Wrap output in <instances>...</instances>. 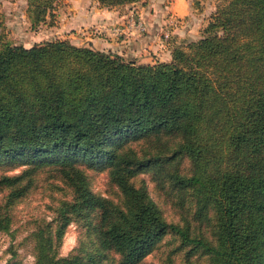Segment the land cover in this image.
Wrapping results in <instances>:
<instances>
[{
	"label": "trees",
	"instance_id": "trees-1",
	"mask_svg": "<svg viewBox=\"0 0 264 264\" xmlns=\"http://www.w3.org/2000/svg\"><path fill=\"white\" fill-rule=\"evenodd\" d=\"M27 1L42 22L56 0ZM124 139L144 141L142 154ZM5 161L34 164L0 176L8 205L50 166L75 194L58 207L55 231L34 233L35 264H109L107 250L119 255L113 264H140L169 235L186 249L184 264H198L196 255L205 264H264V0H223L198 40L155 64L64 39L1 42ZM77 161L108 166L121 203L94 193ZM140 174L172 198L182 224L134 184ZM96 208V248L59 256L68 225ZM11 222L0 210V232Z\"/></svg>",
	"mask_w": 264,
	"mask_h": 264
},
{
	"label": "rangeland",
	"instance_id": "rangeland-1",
	"mask_svg": "<svg viewBox=\"0 0 264 264\" xmlns=\"http://www.w3.org/2000/svg\"><path fill=\"white\" fill-rule=\"evenodd\" d=\"M155 1L157 4L161 3L164 8L166 5H170L172 0H141L139 1L141 12L144 11L142 4L145 6V10L147 9L149 12L150 6L154 7ZM222 2L223 0H188L189 10L192 7L193 11L191 10L192 15L186 18L167 12L165 16L168 21L165 22L160 37L162 36V45L171 44V58L168 61L172 59L175 48L186 49L188 43L201 37L202 30L210 21V16L216 10L217 5ZM129 5L132 4L120 5L116 8L111 7V10H120V13L125 14L129 12ZM100 8L106 10L110 7H101L95 0H56L52 12L47 18L42 22H35V15L27 0H0V43L31 47L39 43L64 39L78 46L100 50V43L104 42L106 38V30H102L96 22L97 13H99L97 10ZM94 10L95 12H93ZM133 15L143 20L141 14L133 12L124 18L126 21L124 24L117 22V24L109 27V37L114 38L116 36L117 40L121 41L127 38V34L132 35L127 32H119L118 29L127 25ZM91 16L93 21L90 20ZM148 32L149 28L138 33L146 34ZM147 56L150 57L147 60L150 62L149 64L166 62L165 59L158 58L157 53L150 54L148 50ZM123 57L127 60L138 59L131 55ZM122 144L125 147L136 149L140 154L145 149L144 141L138 139H124ZM76 165L88 177L90 189L94 193L116 203H121L122 195L110 181L108 166L96 165L91 167L85 161H77ZM184 165L188 167V161ZM30 166H34V164L8 163L5 161L0 164V176L3 174H21ZM28 179L27 176L23 183H26ZM133 182L136 186L144 185L147 187L149 195L161 207L168 221L183 223L181 214L172 202V198L158 187L150 174H140ZM9 193V189H0V210L5 214L8 213L12 219L10 232H0V264H35L34 233L42 228L46 231H55L58 225V207L64 201L72 202L74 200L73 188L67 184L62 174L55 167L50 166L33 173L32 183L26 195L15 200L11 205L7 204ZM100 212V209H91L85 214V217L74 219L68 225L61 244L57 248L59 256L83 254L87 250L96 248L97 240L94 226L99 223ZM185 252L186 249L180 247V241L169 235L140 264H184ZM106 254L109 257L107 260L109 264L117 262L119 258L117 253L107 250ZM193 259H196L198 264L206 263L204 256L196 255Z\"/></svg>",
	"mask_w": 264,
	"mask_h": 264
},
{
	"label": "crops",
	"instance_id": "crops-1",
	"mask_svg": "<svg viewBox=\"0 0 264 264\" xmlns=\"http://www.w3.org/2000/svg\"><path fill=\"white\" fill-rule=\"evenodd\" d=\"M155 2L156 3L154 4V7L150 6L149 12L147 11V9L145 10V6H143V4L141 6L144 11L141 12L139 8V2L129 5V12L125 14L120 13V10H111L112 8H107L106 10H102L101 8L98 9L97 12L99 13H97L98 19H96V22H98V25H100V28H102V30H106V38L104 39V42L100 43L101 45L99 49L104 51L116 52L122 56L131 55L135 58H138L134 59L138 63H150L149 61H147L148 59H150V57L147 56L148 50V53H157L159 56L158 58L168 61L171 58V44L167 46H165L164 44L162 45V36L160 37V35L162 34L163 26L165 22L168 21L165 15L167 14V12H172L173 14H176L180 17L183 16L182 18H186L187 16L192 15L193 10L192 7L189 10L188 0H172L170 2V5H166L164 8L162 7L161 3L157 4V1ZM93 12H95V10ZM133 12H135L136 14H141V16L143 17V21L145 22L147 28H149V32L146 34H140L138 33V31L129 32L132 35L127 34V38L121 41L117 40L116 36L114 38H110L109 27L111 25L117 24V22H123L122 24H124L126 22L124 18L130 16ZM90 20H94L92 19V16Z\"/></svg>",
	"mask_w": 264,
	"mask_h": 264
},
{
	"label": "built area",
	"instance_id": "built-area-1",
	"mask_svg": "<svg viewBox=\"0 0 264 264\" xmlns=\"http://www.w3.org/2000/svg\"><path fill=\"white\" fill-rule=\"evenodd\" d=\"M146 30H147V26L145 22L140 17H137L135 15L131 17L130 22L127 25H124L122 28L118 29V31L119 32L122 31V33L123 32L129 33V32H134V31L144 32Z\"/></svg>",
	"mask_w": 264,
	"mask_h": 264
}]
</instances>
